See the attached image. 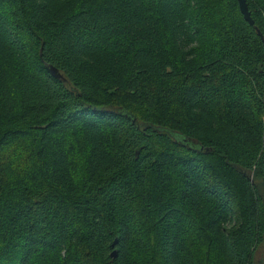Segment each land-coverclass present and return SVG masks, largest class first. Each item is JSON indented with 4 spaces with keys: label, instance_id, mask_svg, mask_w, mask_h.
Wrapping results in <instances>:
<instances>
[{
    "label": "trees",
    "instance_id": "1",
    "mask_svg": "<svg viewBox=\"0 0 264 264\" xmlns=\"http://www.w3.org/2000/svg\"><path fill=\"white\" fill-rule=\"evenodd\" d=\"M245 4L252 25L236 0H0V264H253L264 0Z\"/></svg>",
    "mask_w": 264,
    "mask_h": 264
},
{
    "label": "water",
    "instance_id": "2",
    "mask_svg": "<svg viewBox=\"0 0 264 264\" xmlns=\"http://www.w3.org/2000/svg\"><path fill=\"white\" fill-rule=\"evenodd\" d=\"M236 3H237V7H238V10L240 12V14L242 15V18L249 24V25H252V19L250 18L249 16V12L247 11V7H246V4H245V0H236ZM47 69L49 70V73L59 79L60 81H63V77L61 76V74L58 72V70L56 68H54L52 65L50 64H47L46 65ZM115 253L112 252L110 254V257H114Z\"/></svg>",
    "mask_w": 264,
    "mask_h": 264
},
{
    "label": "rangeland",
    "instance_id": "3",
    "mask_svg": "<svg viewBox=\"0 0 264 264\" xmlns=\"http://www.w3.org/2000/svg\"><path fill=\"white\" fill-rule=\"evenodd\" d=\"M190 246L191 245L187 246L188 248L186 247L187 252L191 250ZM211 255L212 254L210 253V256ZM195 257H197V254H195ZM263 263H264V243H263V245H261L257 248L254 259H253V264H263ZM201 264H203V263H201Z\"/></svg>",
    "mask_w": 264,
    "mask_h": 264
}]
</instances>
